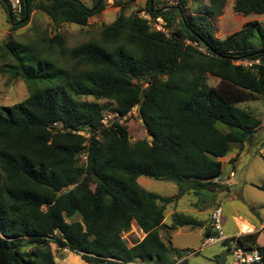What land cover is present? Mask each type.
Instances as JSON below:
<instances>
[{
	"label": "trees",
	"instance_id": "trees-1",
	"mask_svg": "<svg viewBox=\"0 0 264 264\" xmlns=\"http://www.w3.org/2000/svg\"><path fill=\"white\" fill-rule=\"evenodd\" d=\"M156 2L128 11L116 0L117 18L98 38L71 49L60 26L87 25L106 8L104 0L91 8L82 0H22L20 14L12 13L14 20L27 15L17 21L20 27L42 10L55 33L42 47L5 44L12 58L5 69L27 84L29 95L0 105V264H59L52 243L89 264H173L183 252L161 238L168 204L187 192L214 196L221 158L252 141L261 127L262 120L238 104L254 94L264 98V64L246 68L234 61L264 63V21H247L220 39L210 18L223 13L226 0H209L206 15H187V0ZM233 8L261 16L264 0H234ZM142 10L163 16L169 34L154 30ZM208 74L220 78L219 87H210ZM100 100L114 102L121 116L138 107L150 139L132 142L127 124L118 121L104 126ZM141 176L172 181L178 192H150ZM173 216L174 228L201 224ZM133 224L145 236L128 246L122 234ZM215 233L208 226L204 237ZM263 234L264 225L222 243L257 248L264 260Z\"/></svg>",
	"mask_w": 264,
	"mask_h": 264
},
{
	"label": "rangeland",
	"instance_id": "rangeland-1",
	"mask_svg": "<svg viewBox=\"0 0 264 264\" xmlns=\"http://www.w3.org/2000/svg\"><path fill=\"white\" fill-rule=\"evenodd\" d=\"M82 1L91 8L95 0ZM104 1L106 8L100 14L90 17L87 25L63 23L60 26L59 31L67 40V49L74 48L82 42L98 38L102 26L112 23L117 18L121 7L115 4L116 0ZM124 1L126 7H129L128 11L136 8L144 9L147 4V0ZM175 1L157 0L156 6L161 7L167 3L170 5ZM207 1L209 3V0ZM186 13L187 15L192 13H194L193 15L200 13L206 15L207 4L205 5L204 0H187ZM236 17L239 16L233 8V0H226L223 13L210 18L215 36L217 35V38H225L230 33L241 29L243 22L237 21ZM250 18L249 21L255 19L264 21V15L251 14ZM18 20H21L20 15H18L17 20L13 18L14 23L11 22L8 8H5V4L0 0V105H12L21 102L29 95L27 84L21 78H12L5 69L4 65L12 63V58L7 54L5 44H37L42 47L44 45L43 39L53 36L55 33L52 19L42 10H33L29 15L28 22L23 26L17 27ZM15 26L16 28H13ZM43 51L46 54V50L44 49ZM207 82L210 87H219L221 81L220 78L208 74ZM86 99L94 100L91 97ZM99 103L102 106L105 105L104 112L116 111L114 109L115 103L110 100H100ZM238 105L250 109L262 120V125L252 141L247 142L244 146L236 145L227 154V156H232L238 153L237 157H235L236 161L232 165L227 160L224 161L221 176H227L233 169L235 172L233 182L237 186H218L214 196L204 195L203 199L193 192H187L178 200L168 204L164 220V223L168 226L161 228V238L164 242L170 243L175 249L183 252V258L175 256L173 264H184V261L187 264H235L232 250L228 245L222 242L204 245V233L208 226H212L211 213L217 206L222 209L220 222L223 231L228 237H231V234L239 230L238 220H245L253 225L251 232L258 231L264 225V187H262L264 186V157L262 154L264 152V98L254 94ZM120 123L127 124L132 142L139 139H150L138 115V107H135L127 116L122 117ZM138 181L150 192L163 197H173L178 192L176 183L169 180H156L141 176ZM176 213L192 216L200 223H206L207 226L203 232L201 227H199L201 224L174 228L172 226L173 215ZM144 236L145 233L136 224L132 225L128 232L122 234L128 246L141 241ZM259 242L264 244V234ZM51 245L57 257L61 252L66 253L56 244L52 243ZM26 249H32L29 243L26 244ZM74 257L76 260L73 264H89L77 253L74 254ZM131 264L146 263L136 261Z\"/></svg>",
	"mask_w": 264,
	"mask_h": 264
},
{
	"label": "built area",
	"instance_id": "built-area-1",
	"mask_svg": "<svg viewBox=\"0 0 264 264\" xmlns=\"http://www.w3.org/2000/svg\"><path fill=\"white\" fill-rule=\"evenodd\" d=\"M2 1L7 3L8 8L10 9L11 12L19 14L22 11V0H2ZM174 3L172 2L170 5ZM167 5L169 4L167 3ZM139 15L140 17L146 19L154 30L163 31L169 34V29L167 27V23L165 19L163 18V16L159 15V16L154 17L147 10H142L139 13ZM185 43L192 44L196 48H198L200 51L210 54V52H208L203 46H201L197 42L185 40ZM234 63L236 65H242L246 68H255L256 66H260L264 64L261 58L239 59V60L234 61ZM122 117H125V116H121L118 111L105 112L102 118V124L106 127H110L117 121L121 122ZM80 133L83 134V132H80ZM262 154L264 155V152ZM234 177H235V172L232 169L227 176L217 177L214 179V182L220 186H232ZM221 213H222V209L220 206H217L212 211L211 213V217L213 220L212 226H213V230L216 233L215 235H212L206 238L204 245H211V244H215L218 242H222L228 238V236L225 234L221 226V222H220ZM63 249L68 250L67 248H63ZM231 250H232V255L235 259V264H264L263 256L257 248H253L251 250H244L241 247L234 246Z\"/></svg>",
	"mask_w": 264,
	"mask_h": 264
},
{
	"label": "crops",
	"instance_id": "crops-1",
	"mask_svg": "<svg viewBox=\"0 0 264 264\" xmlns=\"http://www.w3.org/2000/svg\"><path fill=\"white\" fill-rule=\"evenodd\" d=\"M204 3H205V5L207 4V5H209V3H208V1L207 0H204ZM233 5H234V0H233ZM192 14H194V13H192ZM251 15V14H250ZM250 15H244V14H241V13H238V16L239 17H236V20L237 21H241V22H243V24L245 23V22H247V21H249L251 18H250ZM216 37H217V35H216ZM218 38H223V37H218ZM237 155H238V153H235V154H233L232 156H225V157H223V158H221L222 159V161H223V163H224V161L225 160H227L229 163H230V165H232V163H231V160L232 159H234L235 157H237ZM233 167V166H232ZM233 186H237V184L236 183H234L233 182ZM214 192H215V190H213ZM133 225H135V224H133ZM251 225V224H250ZM206 226H207V224L206 223H201V225L199 226V227H201V229H202V232H203V230L206 228ZM251 226H253V225H251ZM254 227V226H253ZM142 231V230H141ZM143 232V231H142ZM243 232L244 231H237V232H235V233H233V234H231V237L232 236H236V235H239V234H243ZM245 232H251V231H245ZM61 250H64V252H66V253H60L59 254V256L57 257V261H58V263L59 264H73V262L76 260L75 259V257H74V254H75V252H72V251H70V250H65V249H61ZM60 255H62V256H60ZM61 258V259H60Z\"/></svg>",
	"mask_w": 264,
	"mask_h": 264
},
{
	"label": "bare ground",
	"instance_id": "bare-ground-1",
	"mask_svg": "<svg viewBox=\"0 0 264 264\" xmlns=\"http://www.w3.org/2000/svg\"><path fill=\"white\" fill-rule=\"evenodd\" d=\"M238 227L241 231H252V226L245 220H238Z\"/></svg>",
	"mask_w": 264,
	"mask_h": 264
},
{
	"label": "water",
	"instance_id": "water-1",
	"mask_svg": "<svg viewBox=\"0 0 264 264\" xmlns=\"http://www.w3.org/2000/svg\"><path fill=\"white\" fill-rule=\"evenodd\" d=\"M101 1V0H100ZM151 8H152V6H151ZM8 12H9V18H10V20H11V22H13V15H12V12L10 11V9L8 8ZM27 15H26V17L24 18V19H22L21 21H20V23H23V22H25L26 20H27ZM14 23V22H13Z\"/></svg>",
	"mask_w": 264,
	"mask_h": 264
}]
</instances>
